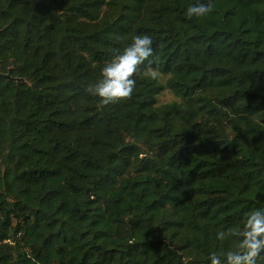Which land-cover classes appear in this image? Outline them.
Masks as SVG:
<instances>
[{
	"label": "trees",
	"instance_id": "obj_1",
	"mask_svg": "<svg viewBox=\"0 0 264 264\" xmlns=\"http://www.w3.org/2000/svg\"><path fill=\"white\" fill-rule=\"evenodd\" d=\"M140 33L133 94L100 104ZM0 72V264H210L264 207V0H0Z\"/></svg>",
	"mask_w": 264,
	"mask_h": 264
},
{
	"label": "clouds",
	"instance_id": "obj_2",
	"mask_svg": "<svg viewBox=\"0 0 264 264\" xmlns=\"http://www.w3.org/2000/svg\"><path fill=\"white\" fill-rule=\"evenodd\" d=\"M210 3L190 4L185 16L201 18L211 11ZM153 39L150 34L140 33L131 43L116 49L112 58L101 68L100 77L85 86V92L98 97L99 103L107 105L129 98L136 86L134 74L138 66L153 54ZM229 235L237 238L233 248L209 253L210 264H258L264 261V207L252 208L244 213L239 229L231 227L218 230L216 239L223 241Z\"/></svg>",
	"mask_w": 264,
	"mask_h": 264
},
{
	"label": "rangeland",
	"instance_id": "obj_3",
	"mask_svg": "<svg viewBox=\"0 0 264 264\" xmlns=\"http://www.w3.org/2000/svg\"><path fill=\"white\" fill-rule=\"evenodd\" d=\"M173 100H174V96L170 92H164L160 96L161 103H168V102H172Z\"/></svg>",
	"mask_w": 264,
	"mask_h": 264
},
{
	"label": "water",
	"instance_id": "obj_4",
	"mask_svg": "<svg viewBox=\"0 0 264 264\" xmlns=\"http://www.w3.org/2000/svg\"><path fill=\"white\" fill-rule=\"evenodd\" d=\"M0 79H4V80H8V81H16V82L22 81V79L13 78L11 76L10 72L8 74H3L0 72Z\"/></svg>",
	"mask_w": 264,
	"mask_h": 264
}]
</instances>
